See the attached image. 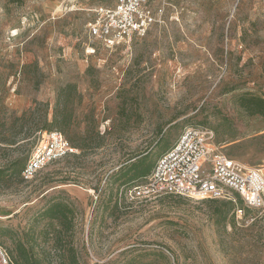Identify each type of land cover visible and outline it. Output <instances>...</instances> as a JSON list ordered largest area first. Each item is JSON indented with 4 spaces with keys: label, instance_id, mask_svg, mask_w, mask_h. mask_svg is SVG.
Returning a JSON list of instances; mask_svg holds the SVG:
<instances>
[{
    "label": "rangeland",
    "instance_id": "obj_1",
    "mask_svg": "<svg viewBox=\"0 0 264 264\" xmlns=\"http://www.w3.org/2000/svg\"><path fill=\"white\" fill-rule=\"evenodd\" d=\"M168 2L163 25L111 50L87 35L97 2L0 0V246L13 259L16 233L68 201L81 264H264V209L223 221L221 203L134 201L117 180L138 158L154 165L190 126L212 130L237 162L264 165V116L246 110L264 99V0ZM53 130L76 153L24 181L39 134ZM36 248L59 264L51 240Z\"/></svg>",
    "mask_w": 264,
    "mask_h": 264
},
{
    "label": "built area",
    "instance_id": "obj_2",
    "mask_svg": "<svg viewBox=\"0 0 264 264\" xmlns=\"http://www.w3.org/2000/svg\"><path fill=\"white\" fill-rule=\"evenodd\" d=\"M97 5L94 19L86 25L89 39L106 49L129 45L145 38L165 23L168 0H91ZM76 150L59 131H44L22 172L24 181L34 180L46 167ZM134 201L164 196L195 200L231 201L240 197L250 210L264 209V165L245 166L224 153L212 130L190 126L160 155L150 175L128 189ZM0 264H15L8 250L0 246Z\"/></svg>",
    "mask_w": 264,
    "mask_h": 264
},
{
    "label": "trees",
    "instance_id": "obj_3",
    "mask_svg": "<svg viewBox=\"0 0 264 264\" xmlns=\"http://www.w3.org/2000/svg\"><path fill=\"white\" fill-rule=\"evenodd\" d=\"M3 86L4 85L0 82V92ZM1 107H3V104L0 102V108ZM246 110L252 116H264V99H249V105ZM155 164L153 165L152 162H149V159L146 157L138 158L135 162L130 164L127 170H121V172L118 174L117 180L120 181L122 185H129L132 187L133 185L147 178L150 175ZM25 165L26 163L24 164V166H22L20 171H18V173L21 174V177ZM5 173V170H0V181H3ZM69 180L70 178L66 179V181ZM210 201L221 203L224 206L225 210L219 211V217H221L223 221H226L228 215L232 211H234L235 214L238 208L239 210H244V208L247 209L244 206V202L240 197H237V203H233L231 201ZM118 205L119 204L117 202L116 207H118ZM74 218L75 216L74 211L72 209V205L68 201H51L50 203H48V205L44 209L37 212L36 216L33 219L34 224L31 229H29L28 231H24L22 234L16 233L17 239L15 240V260L12 258L14 263L52 264L51 262H48L50 254L48 252H45L44 250L39 252L36 248L37 240L41 238L45 239V241L50 242L51 240L53 242V247L56 253H58V258L60 260L59 264H81L79 262L76 249L73 245H71V242L68 241V232L71 229V226L73 225ZM42 222H47L48 229L41 231L38 234L37 224H40ZM51 229H53V232H51ZM11 231L12 230L8 229L2 230L3 233Z\"/></svg>",
    "mask_w": 264,
    "mask_h": 264
}]
</instances>
